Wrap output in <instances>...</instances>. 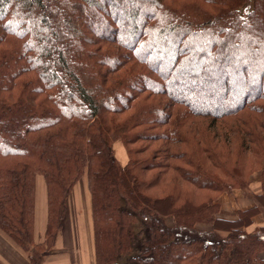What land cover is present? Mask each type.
I'll use <instances>...</instances> for the list:
<instances>
[{
    "label": "trees",
    "instance_id": "trees-1",
    "mask_svg": "<svg viewBox=\"0 0 264 264\" xmlns=\"http://www.w3.org/2000/svg\"><path fill=\"white\" fill-rule=\"evenodd\" d=\"M257 170L264 0H0V230L32 264L83 176L95 264H264L258 207L216 202Z\"/></svg>",
    "mask_w": 264,
    "mask_h": 264
},
{
    "label": "crops",
    "instance_id": "crops-1",
    "mask_svg": "<svg viewBox=\"0 0 264 264\" xmlns=\"http://www.w3.org/2000/svg\"><path fill=\"white\" fill-rule=\"evenodd\" d=\"M120 147L123 152H120L121 156L119 155V158H116L124 165L127 162V155L123 146L121 145ZM242 191L246 193V201L244 203L240 199H236L237 192ZM261 195L264 197V191L260 183V171H256L250 176V183L246 188L233 189L229 194L221 193L217 196L216 202L220 204L224 211H230V213L255 206L260 209L258 196ZM226 202L229 203L228 206ZM262 206L264 208V202ZM259 214L253 216L252 223L245 227L247 232H251L256 227H264V217L262 222L257 221ZM46 226L47 193L43 178L39 176L36 180L35 190L33 227V240L35 244L40 245L44 243ZM0 264H32L28 254L2 230H0ZM41 264H95L91 196L86 176L81 177L77 181L68 195L62 225L52 246L43 252Z\"/></svg>",
    "mask_w": 264,
    "mask_h": 264
},
{
    "label": "rangeland",
    "instance_id": "rangeland-1",
    "mask_svg": "<svg viewBox=\"0 0 264 264\" xmlns=\"http://www.w3.org/2000/svg\"><path fill=\"white\" fill-rule=\"evenodd\" d=\"M119 143V141L118 142H115L114 144H113V150H114V154H115V157H117V158H119V155L121 156V153L120 152H123L122 151V149H121V143L120 144H118ZM124 149V148H123ZM125 151V150H124ZM257 171H259V170H257ZM254 172H256V171H254ZM253 172V173H254ZM252 173V174H253ZM251 174V175H252ZM39 177V176H38ZM37 177V178H38ZM253 178V177H252ZM251 193V192H250ZM237 196H236V199H240L241 201H242V203H244L246 200H245V194L246 193H244L243 191L242 192H237ZM252 194V193H251ZM243 197H244V200H243ZM226 204H227V206L229 205V203L228 202H226ZM227 208V207H226ZM259 215L257 216V217H259L258 219H257V221L258 222H262L263 221V217H264V208H263V206H262V204H259ZM226 211V210H225ZM228 212V214H230V211H227ZM169 221V220H168ZM198 228H202V229H204V230H206V229H209L208 228V226L207 225H199L198 226ZM223 236H225L224 234H222Z\"/></svg>",
    "mask_w": 264,
    "mask_h": 264
}]
</instances>
